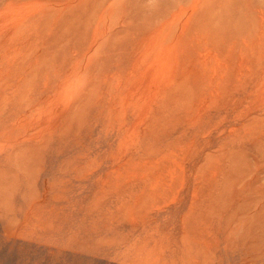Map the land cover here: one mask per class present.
Listing matches in <instances>:
<instances>
[{
  "label": "rangeland",
  "instance_id": "374dc122",
  "mask_svg": "<svg viewBox=\"0 0 264 264\" xmlns=\"http://www.w3.org/2000/svg\"><path fill=\"white\" fill-rule=\"evenodd\" d=\"M0 264H264V0H0Z\"/></svg>",
  "mask_w": 264,
  "mask_h": 264
},
{
  "label": "bare ground",
  "instance_id": "6f19581e",
  "mask_svg": "<svg viewBox=\"0 0 264 264\" xmlns=\"http://www.w3.org/2000/svg\"><path fill=\"white\" fill-rule=\"evenodd\" d=\"M182 37V36H181Z\"/></svg>",
  "mask_w": 264,
  "mask_h": 264
}]
</instances>
